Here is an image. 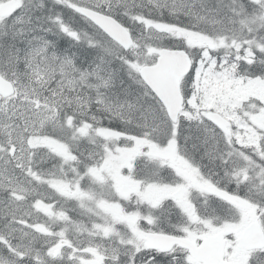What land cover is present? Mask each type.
I'll return each instance as SVG.
<instances>
[{"label": "snow or ice", "instance_id": "6c2138e0", "mask_svg": "<svg viewBox=\"0 0 264 264\" xmlns=\"http://www.w3.org/2000/svg\"><path fill=\"white\" fill-rule=\"evenodd\" d=\"M0 264H264V0H0Z\"/></svg>", "mask_w": 264, "mask_h": 264}]
</instances>
